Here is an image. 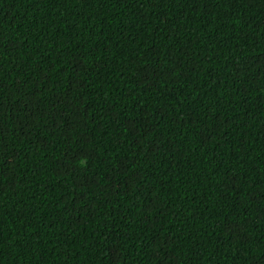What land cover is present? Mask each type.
<instances>
[{"label":"trees","instance_id":"trees-1","mask_svg":"<svg viewBox=\"0 0 264 264\" xmlns=\"http://www.w3.org/2000/svg\"><path fill=\"white\" fill-rule=\"evenodd\" d=\"M0 264H264V0H0Z\"/></svg>","mask_w":264,"mask_h":264}]
</instances>
